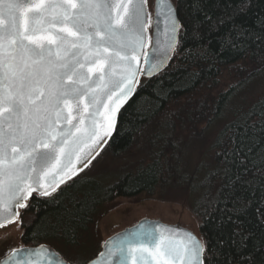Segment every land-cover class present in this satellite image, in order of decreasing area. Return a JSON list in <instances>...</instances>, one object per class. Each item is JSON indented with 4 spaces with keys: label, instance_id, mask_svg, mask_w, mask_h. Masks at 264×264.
<instances>
[{
    "label": "trees",
    "instance_id": "trees-1",
    "mask_svg": "<svg viewBox=\"0 0 264 264\" xmlns=\"http://www.w3.org/2000/svg\"><path fill=\"white\" fill-rule=\"evenodd\" d=\"M174 4L181 43L161 73L140 78L102 152L123 156L137 142L146 154L109 186L85 171L51 197L33 195L19 211L23 246L78 245L105 203L176 180L187 182L211 264H264V0ZM178 130L213 135L195 165Z\"/></svg>",
    "mask_w": 264,
    "mask_h": 264
},
{
    "label": "snow or ice",
    "instance_id": "snow-or-ice-1",
    "mask_svg": "<svg viewBox=\"0 0 264 264\" xmlns=\"http://www.w3.org/2000/svg\"><path fill=\"white\" fill-rule=\"evenodd\" d=\"M0 0V228L35 193L51 197L95 159L140 77L181 43L170 0ZM22 223V221H20ZM100 264H211L190 231L145 220L105 242ZM0 264H66L40 244ZM85 264H97L96 260Z\"/></svg>",
    "mask_w": 264,
    "mask_h": 264
},
{
    "label": "rangeland",
    "instance_id": "rangeland-1",
    "mask_svg": "<svg viewBox=\"0 0 264 264\" xmlns=\"http://www.w3.org/2000/svg\"><path fill=\"white\" fill-rule=\"evenodd\" d=\"M173 3L175 0H171ZM154 0H148V9L153 14ZM181 141L185 144V157L191 165L198 163L202 156L210 150L213 135L200 141L190 138L189 133L178 130ZM141 143H135L123 156L113 157L104 152L86 171L87 176L99 178L103 185L109 186L129 170L135 168L141 156L146 154ZM178 160L174 158V165ZM178 165L174 166V169ZM171 186L157 188L153 194L143 193L133 198L118 197L105 203L95 216L87 235L82 237L78 245L66 246L57 244L56 248L71 264H85L100 251L103 242L113 233L136 224L142 218H159L172 224L192 230L199 238V220L190 211L188 194L183 187L185 181L171 182ZM21 218L9 227L0 229V259L14 247H21Z\"/></svg>",
    "mask_w": 264,
    "mask_h": 264
},
{
    "label": "water",
    "instance_id": "water-1",
    "mask_svg": "<svg viewBox=\"0 0 264 264\" xmlns=\"http://www.w3.org/2000/svg\"><path fill=\"white\" fill-rule=\"evenodd\" d=\"M170 2H171V4H172V6L174 7V9H175V12H176V16H177V18H178V15H177V10H176V7H175V4L170 0ZM155 4H156V0H154V2H153V16L155 15ZM147 10L149 11V9H148V5H147ZM179 20V19H178ZM164 70V69H163ZM161 73V72H160ZM159 74V73H158ZM157 75V74H156ZM155 75V76H156ZM141 77H143V78H148V77H146V76H141ZM140 77V78H141ZM154 77V76H153ZM127 105V104H126ZM125 105V106H126ZM124 106V107H125ZM123 107V108H124ZM122 108V109H123ZM121 109V110H122ZM121 110H120V112H121ZM120 114V113H119ZM118 118H119V115H118ZM115 132V131H114ZM114 132H113V134H114ZM112 134V135H113ZM112 137V136H111ZM109 140H110V138L108 139V142H109ZM107 142V143H108ZM107 143L106 144H104L103 145V147L102 148H98L97 149V151L99 152V154L98 155H95V159H93L92 160V162L88 165V167L100 156V154L102 153V151L105 149V147H106V145H107ZM88 167H86V168H84L83 169V171H81V172H79L78 173V175H76V176H74L71 180H73L74 178H76L77 176H79L81 173H83ZM71 180H68V181H66V183L67 182H69V181H71ZM66 183H64V184H66ZM64 184H62V185H60V187L61 186H63ZM59 187V188H60ZM58 188V189H59ZM35 194V193H34ZM36 195V194H35ZM20 210V209H19ZM18 210V211H19ZM145 220H148V221H157V222H159V223H162V224H165V225H172V224H166V223H164V222H161V221H159V220H154V219H149V218H142L141 220H139L136 224H134L133 226H129V227H126L125 229H123V230H121V231H119V232H117V233H115L114 235H112V236H110L107 240H105V242H108V241H113V242H116L118 239H119V237L125 232V231H127V230H129V229H133L134 228V226L135 225H137L138 223H142V222H144ZM10 224V223H9ZM8 225V224H7ZM175 226H179V227H181V228H184V229H186V230H188V231H190L191 233H193L198 239H200L192 230H190V229H188V228H185V227H182V226H180V225H175ZM105 242L103 243V245H102V247H101V249H100V252L95 256V257H93L92 259H90L89 261H92V260H96L97 261V264H100V257H99V254L101 253V252H104V251H106V248L104 247V245H105ZM40 245V244H39ZM39 245H33V246H25V247H36V246H39ZM44 245H46V246H48V247H50L49 245H47V244H44ZM51 248V247H50ZM52 249V248H51ZM53 250V249H52ZM54 251V250H53ZM62 257V256H61ZM5 258V256L2 258V259H4ZM63 258V257H62ZM64 259V258H63ZM65 260V259H64ZM66 261V260H65ZM66 264H71V263H69L68 261H66Z\"/></svg>",
    "mask_w": 264,
    "mask_h": 264
},
{
    "label": "flooded vegetation",
    "instance_id": "flooded-vegetation-1",
    "mask_svg": "<svg viewBox=\"0 0 264 264\" xmlns=\"http://www.w3.org/2000/svg\"><path fill=\"white\" fill-rule=\"evenodd\" d=\"M89 169V168H88ZM87 169V170H88ZM86 170V171H87ZM84 173V172H83ZM153 219H155V220H160V221H162L161 219H159V218H153ZM163 222V221H162ZM164 223H165V221H164ZM166 224H172V223H168V222H166ZM12 224H10V225H8L7 227H9V226H11ZM172 225H177V224H172ZM182 226V225H181ZM116 233V232H115ZM115 233H113V234H115ZM112 234V235H113ZM52 247V246H51ZM56 252H58L62 257H63V255L57 250V249H55L54 247H52ZM64 258V257H63ZM65 259V258H64ZM66 260V259H65Z\"/></svg>",
    "mask_w": 264,
    "mask_h": 264
}]
</instances>
